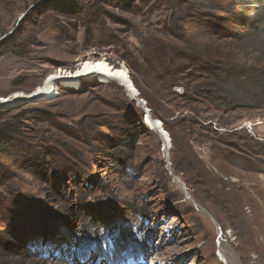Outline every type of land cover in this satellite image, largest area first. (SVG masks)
Masks as SVG:
<instances>
[{"label": "rangeland", "instance_id": "374dc122", "mask_svg": "<svg viewBox=\"0 0 264 264\" xmlns=\"http://www.w3.org/2000/svg\"><path fill=\"white\" fill-rule=\"evenodd\" d=\"M230 6L0 0V98L88 60L137 91L90 76L0 104V264H264V108L236 99L260 80L215 60Z\"/></svg>", "mask_w": 264, "mask_h": 264}, {"label": "bare ground", "instance_id": "6f19581e", "mask_svg": "<svg viewBox=\"0 0 264 264\" xmlns=\"http://www.w3.org/2000/svg\"><path fill=\"white\" fill-rule=\"evenodd\" d=\"M254 2L255 0H230V5H231L230 14L232 16H235V18H238L240 24L238 23L236 25H233L232 28L227 33L231 37H234L235 39L230 41V39L227 40V39L221 38L218 41L217 47H218V50L222 52V54H217V59L215 60H216L217 65L219 66L220 74H223V71L225 70H227V72H229L230 74H232L233 71L236 72V71L253 70L257 72L258 73L257 77H259L260 83L258 85L251 84V87H249L247 90V93H249V95L247 96V94H244V93L243 95L236 94V99L239 102L242 101V103L245 102V103H250V104H261L264 108V0H261L258 3V5L256 4L255 6H253ZM90 76L98 78V80H100V82L102 83H109V82H115V81L121 82L123 83L124 87H126L128 93H130V95L132 96L134 95L133 93L137 92L134 83L132 82V80L130 79V77L128 76L127 72L124 69L111 68V66H109V64H107L103 60H96V61L88 60L84 62L74 72H71V73L61 72L60 74L56 73L54 75H51L45 80V82L43 83L41 87L35 90L34 94L31 95L30 97L29 96L26 97L23 94L17 93L14 95V97L8 100L6 98H0V104L9 103L11 102V100H17V99L19 100L23 98H32V97L33 98H38V97L48 98L55 94L54 90H56L55 89L56 84H61L64 86H71L73 84L79 83L83 78H87ZM220 83L223 86L231 85V87L234 86L235 88H240V86L242 85V84L240 85L239 82L236 81L233 77L230 81L222 77L220 80ZM146 124L153 131L155 130V131H158L159 133H162L160 132L162 129V125L160 124V122H157L156 120H154L151 115L146 116ZM163 135L165 137L164 138V142L166 145L165 147H166V150H168L170 138L169 136H167V134L163 133ZM259 148H262V147L259 146ZM262 154H264V149L262 150ZM222 171H224V169ZM224 172H225L223 173L224 175L226 173H229V171H224ZM259 187L261 188L263 187L262 189V199H263L262 212L264 214V181ZM220 193H221V198H222V200L220 199V201L222 202L225 201L224 199L227 196L229 197L228 192L225 193V190L220 191ZM212 195L215 196L217 194L213 191ZM238 228L240 229V227ZM242 230L244 232L243 225H242ZM252 230L250 231L251 240H253L256 234L260 233L263 236V242H264V227L259 228L258 229L259 231L257 232H253ZM122 241H123V236L116 238V244H119ZM57 264H60V263H57Z\"/></svg>", "mask_w": 264, "mask_h": 264}, {"label": "water", "instance_id": "95a60500", "mask_svg": "<svg viewBox=\"0 0 264 264\" xmlns=\"http://www.w3.org/2000/svg\"><path fill=\"white\" fill-rule=\"evenodd\" d=\"M35 6H32L30 9H33ZM29 12V11H28ZM28 12H26L25 14H23L21 16V18L18 20L17 22V26L16 28L24 21V19L26 18V15L28 14ZM6 38V36H4L3 38L0 39V42H2L4 39Z\"/></svg>", "mask_w": 264, "mask_h": 264}, {"label": "trees", "instance_id": "16d2710c", "mask_svg": "<svg viewBox=\"0 0 264 264\" xmlns=\"http://www.w3.org/2000/svg\"><path fill=\"white\" fill-rule=\"evenodd\" d=\"M5 135H6V132H2V133H0V154L2 153V149H1V145L3 144V138L5 137Z\"/></svg>", "mask_w": 264, "mask_h": 264}, {"label": "snow or ice", "instance_id": "6c2138e0", "mask_svg": "<svg viewBox=\"0 0 264 264\" xmlns=\"http://www.w3.org/2000/svg\"><path fill=\"white\" fill-rule=\"evenodd\" d=\"M51 79V78H50Z\"/></svg>", "mask_w": 264, "mask_h": 264}]
</instances>
